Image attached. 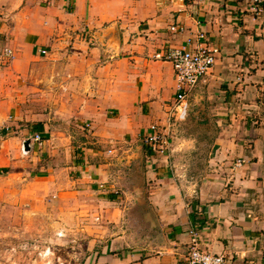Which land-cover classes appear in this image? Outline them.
Wrapping results in <instances>:
<instances>
[{
	"label": "crops",
	"instance_id": "0c3cea01",
	"mask_svg": "<svg viewBox=\"0 0 264 264\" xmlns=\"http://www.w3.org/2000/svg\"><path fill=\"white\" fill-rule=\"evenodd\" d=\"M259 9L254 0H0V126L43 125V134H31H41L42 145L29 137L28 154L44 148L55 157L56 147L77 146L66 186L51 166L31 179L44 184L32 195L42 209L62 210L85 229L83 249L69 251L72 264H178L191 230L227 264H264V4ZM175 24L185 31L173 32ZM198 32L220 50L196 87L214 101L200 116L218 134L208 141L212 151L195 155L201 168L189 172L186 140L164 155L144 146L147 160L129 142L166 122L176 94L173 66L154 55ZM52 115L72 126L54 133ZM4 161L13 168L8 178L27 180ZM91 202L100 210L96 226L81 222Z\"/></svg>",
	"mask_w": 264,
	"mask_h": 264
},
{
	"label": "rangeland",
	"instance_id": "374dc122",
	"mask_svg": "<svg viewBox=\"0 0 264 264\" xmlns=\"http://www.w3.org/2000/svg\"><path fill=\"white\" fill-rule=\"evenodd\" d=\"M197 89V92H192L188 98V113L185 120L180 121L175 115L176 106H178L175 95L168 102L166 122L160 121L150 125H157L161 133L168 132L171 143L177 139L186 140L189 145L184 151L186 156L184 165L189 172L201 168L200 163H195V155L208 154L212 151L213 147L208 146V141L215 139L218 134L213 124L205 121L209 117L200 116L201 112H206L207 107L214 101L207 98L208 95L203 92L204 89H200L203 93H198L199 89ZM215 90H218L217 85L212 87V91ZM197 95L199 98L196 99ZM41 117L44 118L43 122L50 120L48 117L46 119L45 116ZM51 117L50 122L54 126L51 130H54V133H61L64 127L72 126L71 124L65 125L64 121L58 122L56 115ZM38 118L39 116L35 117V119ZM36 122L25 119L12 125L2 124L0 126V179H4V183L0 181V264H72L73 257L69 251L83 249V244L80 243L82 240L80 233L84 232V227L76 226L77 222L69 218L66 212L55 211L52 207L42 209L40 199H32V195L36 192L43 191L44 184L41 182L33 186L31 179L38 173L45 174L50 166L61 171L58 180L62 185H67L68 170L66 168L70 163L74 148L77 147H72L71 144L56 147L59 152L55 157L47 155L44 148L28 154L29 151L25 149L24 143L33 136L31 135L34 133L32 127ZM206 128L211 129L206 130ZM149 129L150 127L143 130L133 139V142H131L132 139L129 142L131 153L134 150L142 160H147L144 146H147L145 138ZM193 140L198 141L196 146L193 145ZM5 157H10L18 164L14 170L26 171L27 180H20L16 176L8 178L13 168L10 170L2 165L5 163ZM52 161L56 163L51 165ZM139 181L142 182V178ZM8 189L13 191L8 197L9 201L4 195ZM18 190L22 196H26L25 199H21L24 197L19 198ZM64 203L65 200L62 199V204ZM99 212L98 205L93 203L89 205L86 219L81 221L82 224L96 226ZM50 253L51 258H46Z\"/></svg>",
	"mask_w": 264,
	"mask_h": 264
},
{
	"label": "built area",
	"instance_id": "2783aa9c",
	"mask_svg": "<svg viewBox=\"0 0 264 264\" xmlns=\"http://www.w3.org/2000/svg\"><path fill=\"white\" fill-rule=\"evenodd\" d=\"M264 0H254L256 12L261 11L259 6ZM171 30L177 34L183 33L185 27L182 25H173ZM44 55L46 51L42 52ZM220 50L209 44L208 38L203 32H198L194 38L186 40L183 44L174 45L158 52L154 59L168 62L173 66L176 84V106L177 119L183 121L188 113V98L198 86V84L207 76L217 63ZM5 56L8 60L13 59L14 54L11 49L5 50ZM32 144L42 145L44 138L41 134H34L31 138ZM145 142L155 154L164 155L169 149L168 132L161 133L157 125L151 126ZM27 153V151L24 149ZM113 150H109L112 153ZM242 161H238L236 166H241ZM191 247L185 259L178 264H227L226 258L220 254H212L204 251L200 247V235L196 230H191Z\"/></svg>",
	"mask_w": 264,
	"mask_h": 264
},
{
	"label": "trees",
	"instance_id": "16d2710c",
	"mask_svg": "<svg viewBox=\"0 0 264 264\" xmlns=\"http://www.w3.org/2000/svg\"><path fill=\"white\" fill-rule=\"evenodd\" d=\"M263 4H264V1H263L262 5ZM33 130H35V131H37V132H39L41 134L44 133V128H43V125H41V124L34 125Z\"/></svg>",
	"mask_w": 264,
	"mask_h": 264
},
{
	"label": "water",
	"instance_id": "95a60500",
	"mask_svg": "<svg viewBox=\"0 0 264 264\" xmlns=\"http://www.w3.org/2000/svg\"><path fill=\"white\" fill-rule=\"evenodd\" d=\"M24 147H25V149H27L28 151H30V140L25 141Z\"/></svg>",
	"mask_w": 264,
	"mask_h": 264
}]
</instances>
